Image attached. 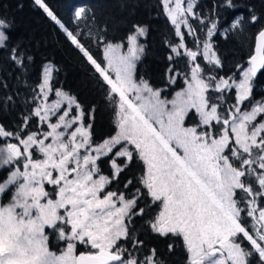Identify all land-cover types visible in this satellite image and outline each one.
<instances>
[{"label":"snow or ice","instance_id":"obj_1","mask_svg":"<svg viewBox=\"0 0 264 264\" xmlns=\"http://www.w3.org/2000/svg\"><path fill=\"white\" fill-rule=\"evenodd\" d=\"M34 3L94 68L96 84L102 87V79L108 86L115 129L94 144L95 107L53 87L57 69L51 62L43 66L42 82L33 96L39 103L18 123L9 119L13 97L0 100V264H168L156 247L142 255L146 242L139 238L135 220L145 217L144 232L169 240V254L175 251L176 240L181 241L187 264H264V99L250 110L242 107L251 103L254 79L264 70V13L248 9V21L258 31L247 67L238 66V79L217 78L210 74L212 69L206 75L205 68L194 63L198 52L183 42L181 24L195 34L187 19L196 15L195 0L186 7L184 0H163L180 37L176 46L168 45L171 53L180 57L183 49L193 62L181 73L174 56L167 57L162 79L172 85L183 76L185 84L167 99L165 89L145 78L151 76L147 67H137L146 55L139 38L147 36V26H133L126 37L127 51L124 43L105 40L103 60L98 61L45 0ZM237 6L233 0L219 5ZM87 11L80 7L75 16L82 18ZM242 20H235L231 28ZM216 30L213 21L207 36ZM14 32V20L0 13V50L9 51L10 59L23 66L32 57L13 40ZM202 55L209 65L223 67L207 40ZM7 87L0 81V88ZM229 89H235V103L225 108L222 94ZM53 93L56 99L49 103ZM213 93L221 95L213 98ZM34 118L37 130L29 131ZM189 119L192 123L186 126ZM109 154L110 177L101 174L97 163ZM136 161L143 165L137 182L144 191L138 187L130 196L108 191ZM132 183L128 180L125 188ZM153 208H158L155 214ZM242 214L253 219L251 229ZM53 238L65 245L59 255L50 250ZM78 246L85 251L78 253Z\"/></svg>","mask_w":264,"mask_h":264},{"label":"trees","instance_id":"obj_2","mask_svg":"<svg viewBox=\"0 0 264 264\" xmlns=\"http://www.w3.org/2000/svg\"><path fill=\"white\" fill-rule=\"evenodd\" d=\"M238 6L236 8H221L223 0H195V16H188V24L195 30V34H189L187 25L181 24L180 30L183 34V42L187 49L198 52L194 63H199L205 68L212 69L211 75L219 77H237L240 67L247 64V58L252 52L254 35L258 26H253L248 21V9L254 8L257 14L264 13V0H233ZM49 8L69 31L78 36L81 43L87 47L98 61L103 60L102 48L105 40L112 43H126L127 35L131 34L134 25L147 26V36L141 37L140 42L146 47V55L142 58L143 63H138V69L147 67L154 87L163 88V96L169 98L174 92L184 85L183 76L178 78L176 84L169 85L166 79H162L163 70L168 66L167 57L171 54L169 44L176 46L180 37L176 35L175 25L171 23L166 15L161 0H45ZM0 13L6 14L9 20H14L15 32L13 40L20 48L32 57L23 66L16 65L11 59V53L7 50H0V81L7 84V90L0 88V100L11 95L14 103L8 106L9 119L15 123L19 122L21 115L36 106L33 96L38 93V85L41 81V73L44 63H53L57 69L53 73V87L62 88L72 95H76L80 102L87 107H95V120L93 122L94 144L102 143L110 135L114 134L115 117L113 106L107 98L108 86H98L94 68L87 63L78 49L71 43L67 34L59 25L34 3V0H0ZM88 9L85 16L77 18L75 12L78 8ZM242 23L235 29L231 28L233 22L241 19ZM203 21V22H201ZM217 23V30L209 38L207 31L211 23ZM103 37V39H101ZM213 44L218 56L222 60L223 67L209 65L204 60L201 47L205 41ZM180 57L174 56L173 63L181 72L186 73L192 66V61L184 50L181 49ZM143 75V71L140 73ZM89 87L85 88L84 85ZM213 98L221 95L213 93ZM224 107H230L235 103V89H229L223 94ZM264 98V70L257 74L254 79L252 101ZM249 102H245L243 108H248ZM37 120L31 122L29 131L37 130ZM2 144V143H0ZM101 157L97 162L101 174L112 175L110 157ZM120 163V161H117ZM143 165L141 162H133L126 168L119 177L108 186V191L123 192L126 195H134L138 187V178L142 174ZM128 180L133 183L125 188ZM151 204V199L146 198ZM141 207L145 202L141 201ZM243 207V205H241ZM152 214L158 211L153 208ZM247 221V226L253 221L252 218L242 214ZM145 218H136L135 226L140 233L139 238L145 240L146 248L142 255L147 254V248L156 247L159 249L168 264H187V254L180 240H176L177 247L171 254L167 252L169 240L158 239L154 234L145 233ZM63 242L52 239L50 250L58 251ZM85 251L79 247L77 252ZM142 258V256H141Z\"/></svg>","mask_w":264,"mask_h":264},{"label":"rangeland","instance_id":"obj_3","mask_svg":"<svg viewBox=\"0 0 264 264\" xmlns=\"http://www.w3.org/2000/svg\"><path fill=\"white\" fill-rule=\"evenodd\" d=\"M162 1V4H163V0H161ZM189 2V0H184V6L186 7L187 6V3ZM163 8H164V6H163ZM165 11V10H164ZM166 13V12H165ZM166 15H167V13H166ZM188 16H191V14H189ZM169 18V17H168ZM170 20V19H169ZM211 27V25L209 26V28ZM141 38V37H140ZM117 43V42H116ZM103 50H104V46H103V48H102V55H103ZM124 51H127V42L125 43V48H124ZM203 52V46L201 47V53ZM45 64H47V63H44L43 64V66L45 65ZM243 67H247V64L246 65H244ZM42 72H43V68H42ZM239 76H240V69H239V71H238V76L237 77H234V78H239ZM231 77H233V76H231ZM42 82V73H41V81H40V83ZM39 83V84H40ZM185 86V84L183 85V87ZM182 87V88H183ZM181 88V89H182ZM181 89H179V90H181ZM179 90H177V91H179ZM227 91V90H226ZM225 91V92H226ZM174 94H175V92L172 94V96L171 97H169V98H167V99H172V97L174 96ZM56 99V97H55V95H54V93L53 94H51L50 96H49V100H48V102L49 103H51L53 100H55ZM264 99V98H263ZM262 100V99H261ZM257 101H260V100H255V101H253V102H251L250 103V106L248 107V108H245V109H247V110H250V108H251V106H252V104H254L255 102H257ZM37 103H39V101H37ZM259 119H261V117H258V120ZM53 122H55V120L53 119ZM192 123V120L191 119H189L188 120V123H187V125L186 126H188V125H190ZM42 130H46V127L44 128V129H42ZM8 142H14V141H8ZM3 146V143L2 144H0V147H2ZM34 158H36V159H40V158H42L39 154H34ZM51 189L49 188V191H50ZM246 215V214H245ZM252 224H253V221L251 222V223H249V228L251 229V227H252ZM244 246L245 247H248V242L247 241H245V243H244ZM64 247H65V245H64V243H62V245L60 246V249L58 250V251H53L54 253H56L57 255H59L63 250H64ZM52 251V250H51Z\"/></svg>","mask_w":264,"mask_h":264},{"label":"water","instance_id":"obj_4","mask_svg":"<svg viewBox=\"0 0 264 264\" xmlns=\"http://www.w3.org/2000/svg\"><path fill=\"white\" fill-rule=\"evenodd\" d=\"M256 35V34H255ZM255 35H254V41H253V49H254V42H255ZM252 49V51H253ZM252 53V52H251ZM249 57L247 58V61H248Z\"/></svg>","mask_w":264,"mask_h":264}]
</instances>
